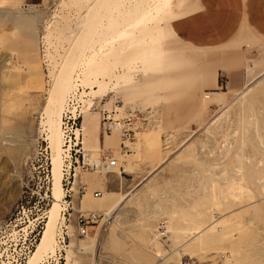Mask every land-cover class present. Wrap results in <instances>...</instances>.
<instances>
[{
  "label": "rangeland",
  "instance_id": "1",
  "mask_svg": "<svg viewBox=\"0 0 264 264\" xmlns=\"http://www.w3.org/2000/svg\"><path fill=\"white\" fill-rule=\"evenodd\" d=\"M5 1L0 5V264L17 259L24 264L45 228L54 195L42 111L59 68L74 63L77 89L67 95L65 110L77 116L82 147L95 157L110 148L124 170L75 168L74 176L71 170L69 179L62 177L55 252L40 264H264V72L244 88L243 97L224 95L225 75L219 73L215 91L223 93L221 101L202 94L191 111L193 98L180 95L183 81L163 77L178 70V48L169 45L177 41L162 16L164 0H147L130 26L121 20L143 0ZM23 3L34 8L25 10ZM30 22L29 28L19 24ZM163 52L173 63L163 65ZM106 114L114 120L137 118L125 156L120 132L103 131ZM196 117L197 126L190 127ZM175 170L177 175L158 183V175ZM94 178L107 180L104 187L90 185ZM140 179L132 189L137 193H128L86 236L80 233L76 218L80 202H91L83 196L87 191L101 196L104 189L115 199ZM175 183L181 202L176 210L169 208ZM142 189L145 196L139 198ZM109 198L107 193L102 201ZM146 199L160 202L163 213L148 214ZM163 220L167 237L155 238Z\"/></svg>",
  "mask_w": 264,
  "mask_h": 264
},
{
  "label": "crops",
  "instance_id": "2",
  "mask_svg": "<svg viewBox=\"0 0 264 264\" xmlns=\"http://www.w3.org/2000/svg\"><path fill=\"white\" fill-rule=\"evenodd\" d=\"M162 16L167 17L166 29L177 41L176 44L169 43V45L178 48L177 72H163V77L183 81V91L180 95L193 98L194 109L188 108L189 110L196 111L202 94L211 98L212 94L218 93L215 89L219 87V73L225 75L226 91L222 92L226 96H232L241 92L251 79L264 72V0H164ZM19 24L25 28L31 27L30 24ZM30 41L33 46L32 39ZM164 48L165 45L163 51ZM162 58L163 65L173 63L171 59L166 60L165 53ZM248 67L252 69L251 73L246 70ZM198 120L199 117L194 118L189 126H197L194 121ZM96 141L97 146L100 147L99 140ZM156 165L142 177V180L158 169ZM175 174H178V170L167 176L158 175V183L161 184L165 177L168 179ZM142 180H137L133 188L128 190L130 192H124L123 195L137 193V190L132 193V189ZM106 181L102 178H94L91 179L90 185L104 187ZM178 190L179 186L175 183L171 197L174 206H170V209L176 210L181 205L178 194L176 195ZM144 192L145 189H142L138 197L145 196ZM107 193L110 198L102 201ZM85 194H87L86 199H90L91 202H86L84 211H89L93 207L103 212L122 195L114 199L104 189L98 197L92 196L90 191ZM95 200L102 202L95 205ZM146 201L149 205L148 214L152 217L163 213L164 208L156 199H146Z\"/></svg>",
  "mask_w": 264,
  "mask_h": 264
},
{
  "label": "bare ground",
  "instance_id": "3",
  "mask_svg": "<svg viewBox=\"0 0 264 264\" xmlns=\"http://www.w3.org/2000/svg\"><path fill=\"white\" fill-rule=\"evenodd\" d=\"M3 4H6V1L5 0H0V5H3ZM146 4H147V0H143L141 2L140 6H135L133 9L131 8L130 10H128V15L126 17L122 18L121 16L123 14H121V16H120L122 18L121 21L126 22V24H125L126 26L127 25L130 26L129 22L134 20V19H136L137 16L140 15L146 9L145 8ZM135 5H137V3ZM121 13H123L122 10H121ZM112 18H114V17H112ZM21 19H22L21 21H23V18H21ZM24 20H26V18ZM114 20H116V19L114 18ZM117 20H120V19H117ZM30 25H31V22H30ZM74 68H75V63L73 65H71V66L69 65V67L66 66V65H63V66H61L59 68V70H58V72H57V74L55 76V83H54L53 87L50 89V91L48 93V96L46 98V102H45V104L43 106L42 126L44 127V130L46 132V139L48 140L49 146L51 147V151H52L51 152V166H52L51 175H52V192H53V195H54V201H53L52 206L50 207V209L47 212V215H46L47 221H46V224H45V228H44V230L42 232V235L40 236L39 241L36 242V246H35L34 250L31 251V253L27 257V259H26L24 264H40L42 262V260L49 253L54 255V252H55L54 251L55 250L54 249V246H55L54 245L55 244L54 234H55V230L57 228L56 225H57L58 221L60 219H62L61 213H60V205H61V203H60L61 200L60 199H61V195H62V185H61V181L60 180L62 179V176H63V174H62V166H61V163H62V161H61V159H62L61 152H62V149H63L62 148V146H63V140H62V115H63V112H64L63 110H65V108L67 106V104H66L67 95L71 91H74V90L77 89V83H76V78L77 77L74 78V76H73ZM246 70H248V72L251 73L252 69L250 67H248V69H246ZM253 80L254 79H251L247 83V85L245 86V89H247V87L250 85V83ZM246 93H247V90L243 89L241 92L237 93L236 95H238L239 97H243ZM215 97L217 99H219V101H221L222 93L215 94ZM72 108H74V107H72ZM225 111L226 110H224L218 116H216L212 120L211 123H213L215 120H217L219 118V116H221L223 113H225ZM99 149L101 150L100 147H99ZM238 172H240V170ZM239 178H240V174H239ZM248 178H250V177H248ZM254 179H256V178H254ZM85 195L86 194H84V196ZM125 196L126 195H123V194L120 195V197L118 198V200L116 202H114L110 207H108L106 210H104L105 215L106 216H110L113 213V210L115 209V207L118 205V203ZM79 209H78V211L85 210V206L83 204V201L80 202V208ZM216 222H217V220H216ZM213 223H215V222H213ZM215 224H217V223H215ZM214 226H216V225H214ZM212 229H213V226H212ZM167 231H168V229H167ZM156 237L159 238V236H157V235L155 236V238ZM159 260L162 261L163 257H159ZM13 264H22V261H20V259H17L16 263H13Z\"/></svg>",
  "mask_w": 264,
  "mask_h": 264
},
{
  "label": "built area",
  "instance_id": "4",
  "mask_svg": "<svg viewBox=\"0 0 264 264\" xmlns=\"http://www.w3.org/2000/svg\"><path fill=\"white\" fill-rule=\"evenodd\" d=\"M21 6L25 10H31L34 8L33 4L28 3H23ZM110 118L111 117L109 114H106V116L103 117V131L104 133H109L113 130L120 132V154L125 156L129 152V145L132 143V140L135 137L134 130L137 128V118H134V116L130 115L116 120ZM134 119L135 121H133ZM62 140V177L65 179H69L71 176V170H73L72 175H75V168L94 171L97 173H109L115 168H118L119 173L124 170L123 166L118 164V159L114 156L110 148L101 150L99 155L96 157L93 156L89 150L83 149L81 139V125L78 124V119L75 113L69 112L68 110H65L62 115ZM45 158L47 160V157ZM45 163V174L48 175L47 162L45 161ZM84 190L85 187L81 183V185L78 187V191L82 193ZM97 195L98 194L96 193L95 196ZM67 206H69V204H67ZM105 216L106 215L103 211H79L76 218L78 230L81 234L86 236L88 233V227L95 224L99 218L102 219ZM156 232L160 239L167 237L168 231L166 229V222L164 220L157 224ZM174 264L189 263L180 261Z\"/></svg>",
  "mask_w": 264,
  "mask_h": 264
}]
</instances>
